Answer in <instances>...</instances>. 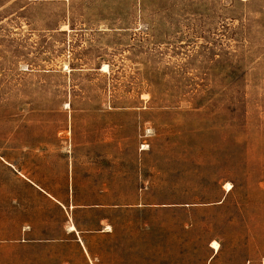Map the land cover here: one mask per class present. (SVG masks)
Returning <instances> with one entry per match:
<instances>
[{
    "label": "rangeland",
    "instance_id": "1",
    "mask_svg": "<svg viewBox=\"0 0 264 264\" xmlns=\"http://www.w3.org/2000/svg\"><path fill=\"white\" fill-rule=\"evenodd\" d=\"M0 264H264V0H0Z\"/></svg>",
    "mask_w": 264,
    "mask_h": 264
},
{
    "label": "bare ground",
    "instance_id": "2",
    "mask_svg": "<svg viewBox=\"0 0 264 264\" xmlns=\"http://www.w3.org/2000/svg\"><path fill=\"white\" fill-rule=\"evenodd\" d=\"M226 187H227L228 190H229V189H231L232 186H231V184L228 183V184L226 185ZM72 229H73V228H72ZM212 247H213L215 250H218V249H219V243H218V242H213V243H212Z\"/></svg>",
    "mask_w": 264,
    "mask_h": 264
}]
</instances>
